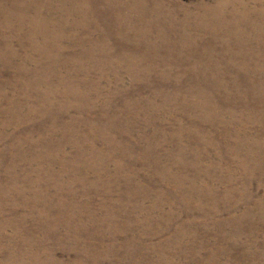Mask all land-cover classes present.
<instances>
[{
	"label": "rangeland",
	"instance_id": "1",
	"mask_svg": "<svg viewBox=\"0 0 264 264\" xmlns=\"http://www.w3.org/2000/svg\"><path fill=\"white\" fill-rule=\"evenodd\" d=\"M219 1L0 0V264H264V178L228 199L221 158L222 79L247 95L259 74ZM37 10L68 16L59 36Z\"/></svg>",
	"mask_w": 264,
	"mask_h": 264
},
{
	"label": "bare ground",
	"instance_id": "2",
	"mask_svg": "<svg viewBox=\"0 0 264 264\" xmlns=\"http://www.w3.org/2000/svg\"><path fill=\"white\" fill-rule=\"evenodd\" d=\"M73 1H74V4L76 3L78 5L79 10L82 9L83 0H73ZM226 6L230 7L231 9L228 12H225L227 14L220 13V17L222 21L220 22L221 24H218V25L221 26L220 29H223L226 32V36H227L226 45L230 49L229 55L233 48H238L239 50H236L234 52V54H237V56L241 59L239 63L240 66H238V68L247 74H251L253 70H257L259 74L256 86L252 88L251 90H249L247 95L245 94V91L242 89L241 84L236 77L232 81H224L222 79L223 83L221 86V90L224 96V98L222 99H223V105H225V108L221 112L222 118L220 116L222 120V134H221L222 135V146L221 147H223V149L221 150L222 151L221 158L223 159L222 168H224V176L228 177L227 197L228 199H231L232 195L230 196L229 194L231 193V190H232L230 187L232 177H255L256 179H258V182H260V179H261L260 183H262V180H263L262 178H264V153H259V148L257 146L258 138L264 134V62L259 61L256 67L252 68L246 64V59L242 55V54H246V52H244L245 41L242 40L243 35L245 34H252L256 37L257 46L254 49H252L251 52L255 50L258 51L260 54L262 53V50L264 52V0H220L218 5L214 6V8L210 12L213 13L216 10V8L221 9ZM31 21L35 26L44 27L45 29H49V31L53 32L55 36H59L60 33L57 32L59 29L55 31L54 28L50 29V27L52 23L55 21V25L56 23L57 24L61 23L60 28L62 29L64 25L68 22V16L65 17L61 15V18L57 21L53 19L52 17H50L49 15L44 16L42 12L37 10L36 14L33 17H31L30 22ZM251 38L254 39V37H251ZM59 47L60 45L57 48ZM211 63H213V61ZM214 63L219 64L220 61L215 60ZM221 77H218V78L221 79ZM59 82L61 85L68 86L66 91L69 92L70 94H74V92L76 91L77 83L69 81V80H64V79ZM39 84L43 85L42 92L46 94V96H44L43 98L45 100H43L42 102L40 101V104H39L41 106L40 110L42 111L48 110L47 95H48V90L50 91L52 87L48 85V82H44V81H41ZM35 85H38V83L23 82L21 85V88H23V90H26V89H29L31 86L34 87ZM253 94H256V95L252 98L241 100L242 104L244 105L241 109H237V110L228 109L229 106L231 107V104L234 98H239L241 96L244 97V96L253 95ZM18 100H20V98H18ZM28 108H29L28 114H30L33 110L37 109V105L33 101V104H31V106H29ZM37 110H39V108ZM210 112H217V108H214V110ZM17 142L20 143V141H17ZM259 177H262V178L259 179ZM249 180H252V179H249ZM250 211H254V210H250ZM231 212H232V209H231ZM13 250L15 249L13 248Z\"/></svg>",
	"mask_w": 264,
	"mask_h": 264
}]
</instances>
